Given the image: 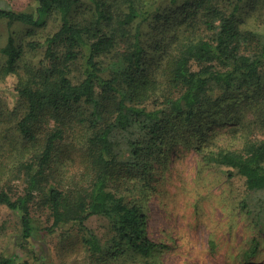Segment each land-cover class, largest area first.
<instances>
[{"label":"trees","instance_id":"1","mask_svg":"<svg viewBox=\"0 0 264 264\" xmlns=\"http://www.w3.org/2000/svg\"><path fill=\"white\" fill-rule=\"evenodd\" d=\"M171 1L180 11L174 12L175 25L182 28L150 73L144 66L146 29L175 18L164 15L158 0H32L30 10L0 6V20L31 26L36 37L23 42L10 32L1 49L6 61L0 82L14 81L15 102L7 113L35 149L16 170L25 178L23 194L0 189V204L20 216L23 244L39 231L33 211L43 207L52 220L44 231L74 227L94 256L106 249L87 225L96 214L111 221L115 235L107 250L114 255L132 250L150 258L162 252L166 244L149 237L148 177L170 137H200L221 120L236 122L234 131L248 128L239 111L250 101H264V29L239 23L241 0ZM51 18L59 23L56 29H37ZM118 46L121 64L108 69L103 58ZM40 49L39 65L28 66L26 54ZM73 104L90 108L82 122L93 132L83 171L66 176L56 165L61 167L58 152L69 127L64 112ZM195 148L207 161L237 169L251 192L264 194V140L246 139L241 149L207 151L203 142ZM0 264L39 262L2 256Z\"/></svg>","mask_w":264,"mask_h":264},{"label":"rangeland","instance_id":"2","mask_svg":"<svg viewBox=\"0 0 264 264\" xmlns=\"http://www.w3.org/2000/svg\"><path fill=\"white\" fill-rule=\"evenodd\" d=\"M84 2L87 4L90 0ZM239 5V23L250 30H263L264 0H241ZM0 6L30 10L32 0H0ZM157 6L164 8V15L180 12L171 0H158ZM81 14L82 11L78 17ZM176 14L173 20H164L165 23L156 30L152 27L146 29V73L155 70L164 46L182 28V24L175 25ZM58 24L51 18L46 28L37 29H56ZM30 30L31 26L0 20V66L6 61L1 49L7 44L10 32L19 41L26 42L36 38L34 33H29ZM120 51L118 46L117 51L103 58L108 69L120 66ZM42 57V49L28 52L25 63L37 67ZM21 65L24 68V63ZM13 87L14 81L10 79L0 82V189L8 188L17 197L23 194L26 183L16 171L18 164L29 158L35 149L27 147L16 129V117L7 113L15 102ZM69 109L64 112L69 126L66 141L61 143L58 152L61 167L56 166L63 168L64 175L74 176L84 169L83 154L93 129L87 121L82 122L90 112L87 105L73 104ZM239 112L246 116L248 128L245 131H234L238 125L236 122L221 120L200 137L190 132L177 134L175 138L170 137L165 153L153 163L148 177L150 210L147 222L149 237L166 244L167 248L162 252L150 258L132 250L114 255L113 249L107 250L115 235L111 221L96 214L87 220V225L99 236L106 249L94 256L74 227L57 228L53 233L44 231L52 220L43 207L34 208L35 224L40 229L32 242L25 245L21 238L19 214L0 204V257L37 259L39 264H264V202L261 200L264 194L251 192L246 178L237 169L207 161L195 148L196 144L203 142L207 151L241 149L246 139L264 140V101H250ZM50 125L53 127L55 121L51 120ZM171 147L173 151L168 150ZM244 201L250 204L252 214L243 207ZM257 219L260 223L256 222Z\"/></svg>","mask_w":264,"mask_h":264}]
</instances>
